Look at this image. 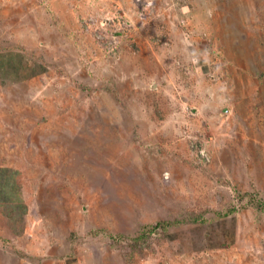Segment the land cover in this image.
Returning a JSON list of instances; mask_svg holds the SVG:
<instances>
[{
	"label": "rangeland",
	"instance_id": "obj_1",
	"mask_svg": "<svg viewBox=\"0 0 264 264\" xmlns=\"http://www.w3.org/2000/svg\"><path fill=\"white\" fill-rule=\"evenodd\" d=\"M0 168V264H264V0H0Z\"/></svg>",
	"mask_w": 264,
	"mask_h": 264
},
{
	"label": "trees",
	"instance_id": "obj_2",
	"mask_svg": "<svg viewBox=\"0 0 264 264\" xmlns=\"http://www.w3.org/2000/svg\"><path fill=\"white\" fill-rule=\"evenodd\" d=\"M17 176L18 172L15 170L0 168V209L5 208L11 222L17 219L19 212L23 216L24 209L26 211L27 208L18 195Z\"/></svg>",
	"mask_w": 264,
	"mask_h": 264
}]
</instances>
